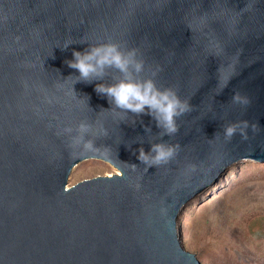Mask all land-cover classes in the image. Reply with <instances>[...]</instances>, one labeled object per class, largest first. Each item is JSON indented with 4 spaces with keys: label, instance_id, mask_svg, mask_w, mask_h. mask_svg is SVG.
<instances>
[{
    "label": "water",
    "instance_id": "water-1",
    "mask_svg": "<svg viewBox=\"0 0 264 264\" xmlns=\"http://www.w3.org/2000/svg\"><path fill=\"white\" fill-rule=\"evenodd\" d=\"M104 44L138 48L145 69L128 75L159 65L158 84L190 102L176 136L95 91L125 79L115 67L75 83L73 52ZM81 121L108 130L107 156L69 147L63 129ZM240 121L257 130L226 140ZM160 142L182 150L147 169L138 150ZM90 159L118 173L68 186ZM247 164L264 167V0H0V264H202L177 223Z\"/></svg>",
    "mask_w": 264,
    "mask_h": 264
},
{
    "label": "clouds",
    "instance_id": "clouds-1",
    "mask_svg": "<svg viewBox=\"0 0 264 264\" xmlns=\"http://www.w3.org/2000/svg\"><path fill=\"white\" fill-rule=\"evenodd\" d=\"M69 46L70 44H67L63 49H67ZM139 52L138 48L121 51L117 44H104L89 47L83 52L74 51V59L66 63L68 67L79 72V76L75 78V83L81 81L92 83L95 78L102 77L105 67H115L124 73V80L111 86L97 84L95 91L106 96L109 103L124 117H128V114H132V116L149 115L155 120L156 126L161 129V137H174L180 131L178 120L191 113L193 107L188 100L179 95L175 88L161 87L158 84L157 78L163 70L159 65L152 70L151 76L147 79L137 81L128 75L130 69L137 74L142 73L145 69L146 61L142 58V54L141 58H138ZM72 90L75 92L74 88ZM232 100L234 103L245 106L250 103L246 97H242L239 93H235ZM134 123L135 120H133ZM249 127L255 132L258 125H250L248 121L228 124L224 126L223 136L230 141L239 134L243 140H247ZM73 131L77 134L71 135ZM145 131L150 133L151 129L145 128ZM63 133L69 135V147L74 150L104 156L110 153V146H104L102 149L96 143V140L101 136L107 137L109 135L106 128L94 129L92 124L81 121L75 129L67 127L63 129ZM217 136L219 133L215 134V137ZM181 150L182 146L179 143H152L149 152L141 147L138 150L137 158L149 169L170 163L179 155ZM131 166L136 167V165ZM190 167L193 171L195 170L194 165Z\"/></svg>",
    "mask_w": 264,
    "mask_h": 264
},
{
    "label": "rangeland",
    "instance_id": "rangeland-1",
    "mask_svg": "<svg viewBox=\"0 0 264 264\" xmlns=\"http://www.w3.org/2000/svg\"><path fill=\"white\" fill-rule=\"evenodd\" d=\"M117 173L104 161L86 160L68 186ZM177 227L183 247L202 264H264V167L228 168L223 188L185 208Z\"/></svg>",
    "mask_w": 264,
    "mask_h": 264
}]
</instances>
